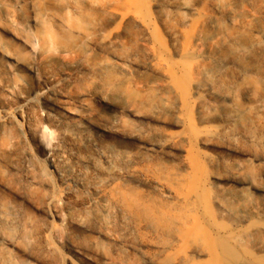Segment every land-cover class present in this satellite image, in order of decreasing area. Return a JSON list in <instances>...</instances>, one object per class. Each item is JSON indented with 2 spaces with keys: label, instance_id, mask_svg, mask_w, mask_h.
<instances>
[{
  "label": "bare ground",
  "instance_id": "bare-ground-1",
  "mask_svg": "<svg viewBox=\"0 0 264 264\" xmlns=\"http://www.w3.org/2000/svg\"><path fill=\"white\" fill-rule=\"evenodd\" d=\"M210 1L226 21L214 17L187 30L198 0H28V18L21 0H0V21L12 23L0 30L12 41L48 65L71 59L64 83L82 72V79L105 91L123 87V108L135 122L123 119L116 143L121 121L93 125L71 110L65 95L53 96L50 78L40 88L45 107L80 118L71 131L58 121L60 135L78 145L85 139L96 155H74L92 175L82 170L73 175L62 152L45 147L57 176L93 193L83 218L72 220L69 212L63 220L82 233L94 222L98 234L116 246L122 238L111 227L119 221L122 264H264V186L242 174L240 165L225 171L223 161L203 150L220 147L213 140L218 126L231 135L241 132L248 142L264 141V125L258 136L251 130L254 115L264 110V20L247 11L243 25L238 16L243 0ZM172 12L181 14L178 28L170 21ZM0 58L26 75L36 73L32 60L16 58L4 44ZM191 60L198 62L200 81L191 77ZM145 72L149 77L139 81ZM133 83L139 88H127ZM19 86L1 81L0 91ZM24 102L37 103L28 96ZM16 111H0V125L14 123L22 134ZM166 114L179 130L157 125L165 123ZM50 118L48 113L42 120ZM199 125L204 131H196ZM89 128L111 142L86 134ZM28 132L41 141L45 127ZM26 155L33 161L29 151ZM46 201L52 204L56 197ZM11 214L0 208L2 226L12 228Z\"/></svg>",
  "mask_w": 264,
  "mask_h": 264
},
{
  "label": "rangeland",
  "instance_id": "rangeland-1",
  "mask_svg": "<svg viewBox=\"0 0 264 264\" xmlns=\"http://www.w3.org/2000/svg\"><path fill=\"white\" fill-rule=\"evenodd\" d=\"M21 1L22 12L25 18H28L30 16L28 0ZM247 11L253 13L257 20H264V0H243V7L238 15L243 25L249 19ZM214 17L226 21L225 13L215 11L210 0H198V10L191 17L187 30ZM170 21L178 28L181 14L172 12ZM0 22V29L4 25L12 24L9 21ZM0 44H4L16 58L30 59L36 66L35 74L26 75L12 65L11 61L0 58V82L9 81L21 85L10 92L0 91V111L17 110L14 119L22 133L19 134L14 123L9 121L0 125V155L4 154L0 162V208L5 211L10 209L13 218L12 228L0 224V236L5 239V241L0 240V264H122L123 225H120L119 221L111 227V230L116 234L120 233L122 238L116 246L98 234L99 225L94 222H90L89 229L82 233L63 220L69 212L72 220L83 218L84 211L88 207L86 201L93 198V193L84 186L74 185L70 180L57 176L46 161L45 147L58 148L67 158L70 173L73 175L78 170H82L88 176L92 175L90 168L81 166L74 155H95V151L85 139L81 138L83 143L78 145L60 135L61 125L58 121L71 131L75 121L80 118L76 115L66 116L45 107L40 99V88L43 87L46 77L50 78L47 84L52 90L54 89L53 96L61 98L65 95L71 110L88 119L93 125L106 128L113 124L118 126L116 122L121 121L119 134L116 133V143L121 141L123 135V119L135 122V118L123 108V87L121 92L105 91L103 88L106 87H97L94 82L82 79L84 75L82 72L76 73L69 83H64L62 75L68 70L71 59L59 60L55 64L48 65L12 41L11 37L2 30H0ZM92 51L100 52L98 46H94ZM189 64L193 72L191 77L200 81L196 75L198 62L191 60ZM147 73L139 75L137 79L145 81L149 77ZM137 79L133 77L132 80ZM135 87L139 88L134 83L127 86L129 89ZM96 94L103 95L104 102L99 100ZM27 96L37 103L34 106L24 104ZM240 101L243 102L242 97ZM48 113L51 114L50 120L43 122L42 119ZM166 117L165 123L157 125L170 132L179 130L172 125L173 117L169 114H166ZM220 124L216 123V125ZM41 125L45 127V136L41 141L34 140L28 129L34 131ZM263 125L264 110L254 115L251 122L252 132L257 136L260 135ZM92 128L87 129L86 134L101 142L108 140L106 136ZM217 129L220 132L213 136V140L220 147L209 146L203 150L223 161L225 171L235 164L240 165L242 174L248 176L254 184L264 186V141L255 138L248 142L239 131L231 135L221 126ZM196 131H204V128L199 125ZM108 141L111 142V139ZM226 147L232 151L227 150ZM27 151L33 155V161L28 159ZM4 160L7 162L4 163ZM7 163L11 164L10 170L5 169ZM27 170H31V175ZM49 195L55 196L56 202L47 204L46 197ZM75 249L80 250L75 252Z\"/></svg>",
  "mask_w": 264,
  "mask_h": 264
}]
</instances>
